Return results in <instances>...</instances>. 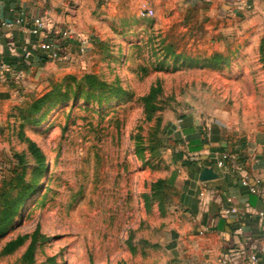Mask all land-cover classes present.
I'll list each match as a JSON object with an SVG mask.
<instances>
[{"label": "rangeland", "instance_id": "374dc122", "mask_svg": "<svg viewBox=\"0 0 264 264\" xmlns=\"http://www.w3.org/2000/svg\"><path fill=\"white\" fill-rule=\"evenodd\" d=\"M146 2L151 18L140 14ZM239 7L85 4L63 57L0 100V196L37 187L0 238V264L195 263L179 183L189 166L183 130L264 139V20ZM87 74L105 86H88ZM47 94V118L35 123L30 106ZM29 141L46 159L40 175Z\"/></svg>", "mask_w": 264, "mask_h": 264}, {"label": "crops", "instance_id": "0c3cea01", "mask_svg": "<svg viewBox=\"0 0 264 264\" xmlns=\"http://www.w3.org/2000/svg\"><path fill=\"white\" fill-rule=\"evenodd\" d=\"M89 0H0V100L13 92L16 74L24 80L49 65L47 54L39 49L43 42H55L61 48L60 32L78 25V17ZM198 6L246 7L251 18L264 20V0H181ZM42 18L45 29L39 36L31 33L32 21ZM22 19V23H18ZM66 51L67 49H62ZM189 166L183 171L180 187L185 197V237L187 253L194 264H264V139L251 142L225 143L214 136H204L194 125L183 130ZM228 160L218 163L223 155ZM206 169H213L217 178L203 181ZM256 181L258 192L251 193L243 185ZM235 208L238 214L228 216L225 210ZM186 215V216H185ZM258 255V261L250 257Z\"/></svg>", "mask_w": 264, "mask_h": 264}, {"label": "trees", "instance_id": "16d2710c", "mask_svg": "<svg viewBox=\"0 0 264 264\" xmlns=\"http://www.w3.org/2000/svg\"><path fill=\"white\" fill-rule=\"evenodd\" d=\"M82 81L85 82L90 87H101L105 86L104 83L98 81L96 76L85 75L82 78ZM50 94L43 96L40 99L35 100L30 106V113L32 115H40V118L35 121V123L40 124L47 118L49 111L45 110L47 100ZM67 97H64L63 100H66ZM28 151L30 156L37 163L36 172L40 175L46 169V159L42 150L34 143L29 141ZM23 156L19 157V161L22 162ZM189 164H186L188 166ZM37 192V187L33 184L23 185L21 190L17 193L15 197L10 196L9 194H3L0 196V238L4 237L8 231L11 229L16 217L19 215L21 210L25 207L27 201L31 199ZM38 231L34 235H37ZM35 241L33 239L27 253L25 254V259L31 257V254L34 250ZM19 245L18 241L10 242L5 247L6 253H11Z\"/></svg>", "mask_w": 264, "mask_h": 264}, {"label": "built area", "instance_id": "2783aa9c", "mask_svg": "<svg viewBox=\"0 0 264 264\" xmlns=\"http://www.w3.org/2000/svg\"><path fill=\"white\" fill-rule=\"evenodd\" d=\"M141 16L144 18H151L155 15L154 10L151 8L150 3L146 2L142 5ZM22 19L18 21V23H22ZM33 27L31 28V33L39 36L42 31L45 29V22L42 18H36L32 21ZM60 38H62L63 42H75L78 40L79 36L75 30L68 29L65 31L60 32ZM39 49L46 53L48 58L52 60H60L63 57V52L61 48H58L55 42L49 41V42H43L40 43ZM91 49V44L89 39H82V45H81V52L82 53H88ZM0 71L4 72L6 71L5 64H0ZM16 82H22L24 80V73L18 72L16 74ZM228 160V155H223L221 160L218 163L219 167H223ZM260 181H256L255 184H250L249 181L246 179L243 181V185L246 186L251 193H257L258 192V185L260 184ZM226 215L228 216H235L238 214L237 209L235 208H228L225 210ZM262 216L264 214H261ZM262 255H264V251L262 252ZM251 261L256 263L258 261V255L253 254L250 257Z\"/></svg>", "mask_w": 264, "mask_h": 264}, {"label": "water", "instance_id": "95a60500", "mask_svg": "<svg viewBox=\"0 0 264 264\" xmlns=\"http://www.w3.org/2000/svg\"><path fill=\"white\" fill-rule=\"evenodd\" d=\"M218 176L217 174L214 172L213 169H206L204 172H203V175H202V180L203 181H210V180H214L216 179Z\"/></svg>", "mask_w": 264, "mask_h": 264}]
</instances>
